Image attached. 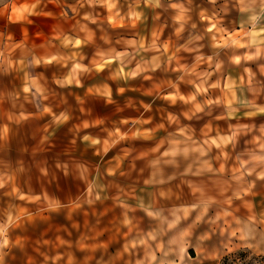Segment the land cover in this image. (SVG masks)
Wrapping results in <instances>:
<instances>
[{"label": "clouds", "instance_id": "9594fccd", "mask_svg": "<svg viewBox=\"0 0 264 264\" xmlns=\"http://www.w3.org/2000/svg\"><path fill=\"white\" fill-rule=\"evenodd\" d=\"M0 15V264H264V0H0ZM145 87L150 102L119 105ZM89 101L139 115L93 123ZM109 205L115 254L91 231L35 255L16 239L40 227L28 207Z\"/></svg>", "mask_w": 264, "mask_h": 264}, {"label": "rangeland", "instance_id": "374dc122", "mask_svg": "<svg viewBox=\"0 0 264 264\" xmlns=\"http://www.w3.org/2000/svg\"><path fill=\"white\" fill-rule=\"evenodd\" d=\"M83 94V93H82ZM119 99V97H117ZM72 103H77L75 97L72 98ZM94 102L89 101L88 107L93 106ZM157 106H162L163 104L158 101ZM159 111V108H158ZM91 114V113H90ZM3 117L6 119L7 114L2 113ZM91 116V115H90ZM77 116L75 120L72 123H69L68 125H62L60 128H53L49 130V134H54L55 136L59 137L61 140H63L66 136L72 135V128L75 127L77 124L82 123ZM117 122V121H115ZM163 133H158L159 136H162ZM33 135L36 136L35 144L33 145L32 150L35 151L40 145V141L43 139L44 131L43 126L37 127L33 129ZM134 145L137 148V153H142L145 151H148L149 148L155 147V143L151 144V141H136L133 142ZM111 155H116V153H110ZM37 194H40V190L37 189ZM63 202L71 204L77 195V190L75 187L72 188H66L63 193L60 194ZM261 197H257V202L259 204ZM31 214V223H34L35 225H39V229L34 232L30 237H22L17 236L16 239H30L32 241V244L35 245V247L31 248V253L35 255L38 250V241L41 240H53L55 239V236L57 233H63L65 236H68V231L70 230L73 235H75V238L78 240L80 236H84L87 234L88 231L92 232L91 240L95 243H98L101 246V249H103V246H108V251L112 254H115L118 250V248L121 246L120 243L124 240V237L122 235H119V233L112 231L111 225L116 219V215L114 214L113 208L111 205L107 207H103L99 209V213H97V210L93 208L91 212L88 210L80 211L77 210L75 213H73V218L69 220L68 216L69 213L72 212V209L69 208L62 217L50 218L47 211L45 209H41L39 207L37 208H31L28 207L26 209ZM99 215L101 218V224L102 227L97 226L95 230L90 229L89 225L95 223V219ZM76 233H79V235H76ZM59 243V241H56ZM193 255H195L194 252H192ZM77 255L80 260V264H86V256H90L91 253H82L79 250H77ZM25 264H31V256L25 261ZM65 264H67V261H65Z\"/></svg>", "mask_w": 264, "mask_h": 264}, {"label": "crops", "instance_id": "0c3cea01", "mask_svg": "<svg viewBox=\"0 0 264 264\" xmlns=\"http://www.w3.org/2000/svg\"><path fill=\"white\" fill-rule=\"evenodd\" d=\"M48 18H41V20H47ZM7 23L6 15H0V27L5 25ZM48 27V34L51 35V26L45 25ZM22 30L20 31V35L22 36ZM32 38L36 42L43 43L44 42V36L43 35H37L36 32L32 33ZM147 87L143 91H128L125 93L123 97H119L118 103L121 107H123L127 103L128 97L134 98L137 102L139 100H144L145 102H150L151 97L145 96L144 91H147ZM90 95V94H89ZM158 102V101H157ZM162 104L163 102L160 101ZM160 106L154 105V112H155V118L156 121H159V111L158 108ZM142 111V109H141ZM89 112L91 113L90 119L93 123L97 120H105L107 124H111L112 122H119L121 119L125 118H136L139 115V112L133 110V109H125L123 112H117L116 106H108L104 107L101 103H94L93 106L89 107ZM1 115V114H0ZM127 127V126H122ZM146 128L149 126H145ZM162 135V134H161ZM159 137V135L157 134ZM151 141V140H150ZM154 141H151V144H154Z\"/></svg>", "mask_w": 264, "mask_h": 264}]
</instances>
